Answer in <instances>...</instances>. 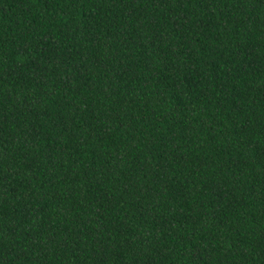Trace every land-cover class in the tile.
Segmentation results:
<instances>
[{
	"label": "trees",
	"instance_id": "trees-1",
	"mask_svg": "<svg viewBox=\"0 0 264 264\" xmlns=\"http://www.w3.org/2000/svg\"><path fill=\"white\" fill-rule=\"evenodd\" d=\"M0 264H264V0H0Z\"/></svg>",
	"mask_w": 264,
	"mask_h": 264
}]
</instances>
